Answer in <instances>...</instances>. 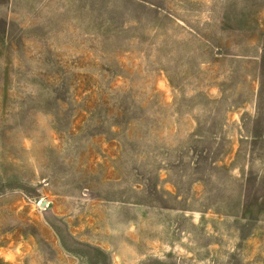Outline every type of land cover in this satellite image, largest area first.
<instances>
[{
    "label": "rangeland",
    "instance_id": "374dc122",
    "mask_svg": "<svg viewBox=\"0 0 264 264\" xmlns=\"http://www.w3.org/2000/svg\"><path fill=\"white\" fill-rule=\"evenodd\" d=\"M0 264H264V0H0Z\"/></svg>",
    "mask_w": 264,
    "mask_h": 264
}]
</instances>
